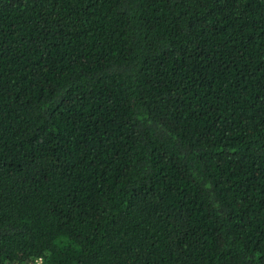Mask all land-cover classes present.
<instances>
[{"label":"trees","instance_id":"obj_1","mask_svg":"<svg viewBox=\"0 0 264 264\" xmlns=\"http://www.w3.org/2000/svg\"><path fill=\"white\" fill-rule=\"evenodd\" d=\"M0 264H264V0H0Z\"/></svg>","mask_w":264,"mask_h":264}]
</instances>
